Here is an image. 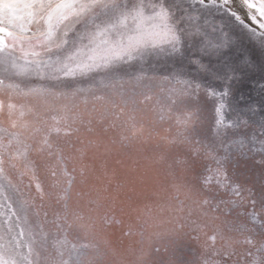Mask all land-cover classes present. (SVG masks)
<instances>
[{
	"label": "snow or ice",
	"instance_id": "snow-or-ice-1",
	"mask_svg": "<svg viewBox=\"0 0 264 264\" xmlns=\"http://www.w3.org/2000/svg\"><path fill=\"white\" fill-rule=\"evenodd\" d=\"M0 264H264V0H0Z\"/></svg>",
	"mask_w": 264,
	"mask_h": 264
}]
</instances>
